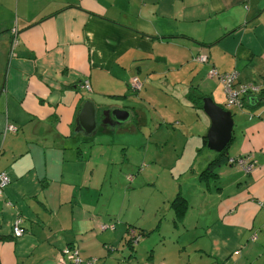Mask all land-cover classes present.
<instances>
[{
    "label": "crops",
    "instance_id": "obj_1",
    "mask_svg": "<svg viewBox=\"0 0 264 264\" xmlns=\"http://www.w3.org/2000/svg\"><path fill=\"white\" fill-rule=\"evenodd\" d=\"M12 29L18 44L10 56ZM198 55L208 63L195 62ZM211 67L264 90V0H0V172L10 180L0 195V264H55V255L73 245L82 258H96L95 264L155 263L149 239L134 244L129 257L126 229L98 228L110 220L105 188L114 159L103 143L92 141L121 124L109 123L107 115V124L96 120L95 133L86 135L76 116L85 101L103 111H127L128 119L139 122L120 133L139 134L145 144L161 130L186 136L194 123L198 131L181 150L188 142L190 152L206 148L210 121L202 99L229 111L220 102L221 84L207 76ZM133 78L140 90L130 88ZM85 80L90 92L80 87ZM86 94L135 102L131 108L103 106ZM190 95L201 98V105ZM232 118L227 157L255 167L245 174L226 161L215 168L214 181L225 178V187H196L215 203L195 214L209 219L201 230L194 222L193 230L201 231L197 256L182 264H264V242L258 241L264 232V100L251 99ZM151 122L156 127L149 132ZM211 153L200 171L216 158ZM121 154V162H130L127 152ZM186 195L187 223L193 192ZM18 219L25 231L14 238Z\"/></svg>",
    "mask_w": 264,
    "mask_h": 264
},
{
    "label": "rangeland",
    "instance_id": "obj_2",
    "mask_svg": "<svg viewBox=\"0 0 264 264\" xmlns=\"http://www.w3.org/2000/svg\"><path fill=\"white\" fill-rule=\"evenodd\" d=\"M220 87L221 94L219 98L223 105L226 97L221 85ZM85 96L95 104L103 106L119 105L131 108L132 103L135 102L130 99L119 104L120 102L95 97L94 94H86ZM97 107L101 108L100 106ZM227 109L233 114L238 108L232 106ZM102 111L97 109V114H102ZM235 120H237V117H235ZM138 122L137 119H128L120 125L122 128H112L120 129L114 134L102 136L101 132H98L93 139L94 141H92V144L103 143L105 145L104 149L107 150V156L110 153L111 158L114 159L113 163L108 166L109 176L111 177L108 186H106L107 188H105V192L108 195V215L111 222L116 225V229H124L125 225H131L136 230L143 229L148 231L149 235L146 237H149L147 239H149L151 251H155V259L151 257V260L155 263L182 264L187 259H193L197 256L194 254V250L197 247V235L201 233L200 230L206 226V220L209 219V216L200 217L195 214L201 207L207 209L211 204L215 203L213 195L212 198L205 196L203 199L196 191V187L201 183L198 179L200 174L199 167L202 166L204 161H207L206 157L208 155L213 157V154L207 148H200L199 150L194 148L190 152L189 142L185 148L186 152L181 150L184 142L189 139V136L191 137V133L196 134L198 131H194V123L191 124V130L187 132L186 136L181 137L178 134H174L173 136L170 135V139L169 136L163 134L162 131L164 130H161L158 135H150L149 140V132L156 127L151 122L147 127L150 131L146 132V138L149 140V143L147 142L146 144L145 138L139 134L131 135L126 131L120 133L121 129H130L131 126L136 128ZM161 126L163 129L171 131L169 126L168 128H165L164 125ZM167 137H169L171 142L166 145L165 140L169 141ZM155 141H158V146ZM172 145L175 146V152H172ZM122 152L128 153L130 162H121L123 158ZM233 153L234 146L230 148L228 155L232 156ZM236 167L241 169L239 166ZM233 170L245 180L246 176L243 172L235 168ZM179 185L182 186L180 189L182 195L187 196V192H193L189 199L194 209L187 223L185 220H181V223L175 225L177 218L174 210L171 209L170 203L175 198V194L179 192ZM203 185L204 183H201V187L205 188V185ZM210 185L213 187L212 189L218 186L225 187L226 179L223 178L220 182L217 181L215 184L211 183ZM243 188L244 186L241 185V190ZM233 190L232 188L231 191ZM194 222L199 224L200 230H193L194 225H196ZM100 229L103 231V228ZM261 231L263 229L258 232V234L260 233L258 241L264 242V232ZM255 240L256 236L254 237ZM149 253L146 254V261L149 260ZM117 262H108L107 264H123L120 259H117Z\"/></svg>",
    "mask_w": 264,
    "mask_h": 264
},
{
    "label": "built area",
    "instance_id": "obj_3",
    "mask_svg": "<svg viewBox=\"0 0 264 264\" xmlns=\"http://www.w3.org/2000/svg\"><path fill=\"white\" fill-rule=\"evenodd\" d=\"M18 44L17 39V32L15 29L11 30V41H10V47L9 52L10 56L13 55V50ZM194 61L197 63H208V59L205 56L198 55L194 58ZM207 76L211 79L217 80L221 86L223 93L226 97L225 99V105L227 108L229 107H235L238 109H241L243 107V99L246 96L254 95L260 93L261 89L258 86H255L253 84H238L237 83V75L235 73H219L215 68L211 67L208 72ZM130 88L133 91L140 90L141 84L136 78H133L130 80ZM81 89L85 92H90V86L87 80L83 81L80 85ZM8 128V127H7ZM11 129V127H9ZM228 163L233 166H239L243 170L245 174H250L254 167L255 162H251L247 159H229ZM9 184L8 177L1 172L0 173V195L3 191V189ZM20 221L16 220L12 227V235L14 238H19L23 235L24 231L19 226ZM104 229H107L106 227H101ZM61 255V256H60ZM57 264H80V260L77 256L76 251H71L68 248H65L61 251V253L58 255Z\"/></svg>",
    "mask_w": 264,
    "mask_h": 264
},
{
    "label": "water",
    "instance_id": "obj_4",
    "mask_svg": "<svg viewBox=\"0 0 264 264\" xmlns=\"http://www.w3.org/2000/svg\"><path fill=\"white\" fill-rule=\"evenodd\" d=\"M202 111L208 117L210 126L206 133V148L219 154L229 144L233 133V118L230 111L215 105L210 98L202 99ZM97 109L90 101H85L76 116L78 130L86 135H93L96 131ZM103 120L101 124H107L106 116L110 115L114 122L119 125L128 119V112L121 109L102 111Z\"/></svg>",
    "mask_w": 264,
    "mask_h": 264
},
{
    "label": "trees",
    "instance_id": "obj_5",
    "mask_svg": "<svg viewBox=\"0 0 264 264\" xmlns=\"http://www.w3.org/2000/svg\"><path fill=\"white\" fill-rule=\"evenodd\" d=\"M9 55H10V52H9ZM252 96H255V95H249L243 99V106H245V104H247L251 99L263 101L264 100V90H261L260 93H258L256 95L257 97L256 96L252 97ZM190 97L194 100V102L197 105H199V106L201 105V102H200L201 98L196 97L195 95H190ZM203 143L206 144L205 138L203 139ZM227 150H228V147L225 148L219 154H217L216 158L211 160L206 165V167L200 171L198 179L201 183H204L205 188H207V186H209L211 183L214 184L215 178L217 177V174L215 172V168L218 166H221V165H225L226 161H227V164H229L228 163L229 158L226 156ZM229 165H231V164H229ZM9 182H10V180H9ZM43 182H44L43 185H47L46 181H43ZM170 205H171V209L174 210V213L176 215L177 222L175 223V225H177L178 223H181V220L183 221L185 218L186 212L189 209L188 202L186 201L185 198L182 197V195L180 193H177L175 198L173 199V201L170 203ZM19 226H21V225L19 224ZM101 227H104V228L106 227L107 231H113L114 229H116V225H114V223H112L111 220H109L108 222L100 224L98 227L100 231H102L100 229ZM124 229H126V234H127V237L125 239L126 242L124 243V245H126V249L128 251L129 257H133L132 253L134 252V244L136 245L141 238L142 239L148 238L146 236L149 234H148V231L143 230V229H141V230L137 229L136 230V228H133L131 225H125ZM23 231H25V230L23 229ZM65 248H68L71 251L77 252V256L80 260V264H95L97 261V259L94 257L93 258H87V259L82 258L80 256V252H79L78 248L74 245L73 246H66L63 249H65ZM62 250H60L59 253H57L55 255V264H57L58 255L61 253ZM134 258H135V256H134ZM145 264H162V263H145Z\"/></svg>",
    "mask_w": 264,
    "mask_h": 264
},
{
    "label": "flooded vegetation",
    "instance_id": "obj_6",
    "mask_svg": "<svg viewBox=\"0 0 264 264\" xmlns=\"http://www.w3.org/2000/svg\"><path fill=\"white\" fill-rule=\"evenodd\" d=\"M96 120L98 121V123L100 122L101 123V120H103V117L101 114H97L96 115ZM109 123L111 124H115L114 120L112 119V117L109 115Z\"/></svg>",
    "mask_w": 264,
    "mask_h": 264
}]
</instances>
